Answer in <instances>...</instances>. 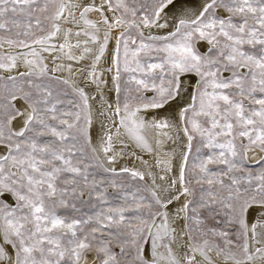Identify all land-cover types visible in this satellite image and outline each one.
I'll return each mask as SVG.
<instances>
[{
	"label": "snow or ice",
	"instance_id": "1",
	"mask_svg": "<svg viewBox=\"0 0 264 264\" xmlns=\"http://www.w3.org/2000/svg\"><path fill=\"white\" fill-rule=\"evenodd\" d=\"M0 264H264V0H0Z\"/></svg>",
	"mask_w": 264,
	"mask_h": 264
}]
</instances>
